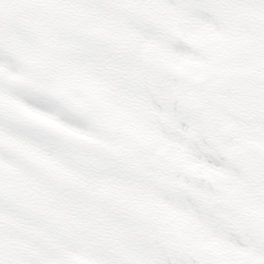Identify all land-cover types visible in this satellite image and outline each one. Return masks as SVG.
Wrapping results in <instances>:
<instances>
[{"label":"snow or ice","instance_id":"1","mask_svg":"<svg viewBox=\"0 0 264 264\" xmlns=\"http://www.w3.org/2000/svg\"><path fill=\"white\" fill-rule=\"evenodd\" d=\"M0 264H264V0H0Z\"/></svg>","mask_w":264,"mask_h":264}]
</instances>
